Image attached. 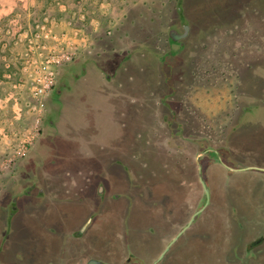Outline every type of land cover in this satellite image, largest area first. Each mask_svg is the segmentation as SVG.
<instances>
[{
	"label": "flooded vegetation",
	"instance_id": "af4514ba",
	"mask_svg": "<svg viewBox=\"0 0 264 264\" xmlns=\"http://www.w3.org/2000/svg\"><path fill=\"white\" fill-rule=\"evenodd\" d=\"M182 10L183 3L178 12ZM180 24L168 28L157 46L163 77L158 106L165 130L154 142H162L165 151L125 158L104 155L102 147L99 153L73 150L68 155L62 110L60 126L50 122L45 134L57 136L58 143L50 153L30 158L28 172L0 192V264H264V163L244 164L234 152L251 134L264 135V126L241 133L254 121L264 122V103L254 92L227 87V80L235 85L253 79L254 73L245 70L253 68V50L245 57L241 42L227 44L216 48L223 55L217 61L213 53L205 57V46L188 68L181 62L179 69L175 57L187 51L192 33L189 23ZM247 43L253 47V41ZM87 76L82 73L81 78ZM95 76L114 97L113 88L103 83L111 81L110 74ZM212 79L224 80L225 87H210ZM193 84L205 86L195 102L216 101L218 94L224 98V107L217 106L220 125L211 122L206 107L191 104ZM179 155L198 167L200 189L190 185L184 192L166 184L163 173L170 162L180 161ZM207 156L211 163L203 164ZM69 157L74 166L60 168L58 175L56 168ZM246 171L255 174L242 183L236 174ZM41 204L52 219L35 216ZM176 246H183L187 255L167 261Z\"/></svg>",
	"mask_w": 264,
	"mask_h": 264
},
{
	"label": "rangeland",
	"instance_id": "374dc122",
	"mask_svg": "<svg viewBox=\"0 0 264 264\" xmlns=\"http://www.w3.org/2000/svg\"><path fill=\"white\" fill-rule=\"evenodd\" d=\"M180 23H189L192 33L187 51L175 57L179 69L181 62L188 68L202 47L206 46L205 57L213 53L219 61L222 49L216 48L241 42L245 57L250 55L246 51L253 50V68L245 69L254 73L253 79L238 80L235 85L227 80V87L254 92L264 103V0H0V192L28 172L30 158L50 153L58 143L57 136L51 133L45 138V134L50 122L60 126L62 110L68 120L62 121L69 138L63 146L68 155L73 150L99 153L102 147L104 155L115 157L135 153L150 157L165 151L162 142L153 141L163 125L155 99L161 88L155 58L167 29L181 27ZM248 41H253V47H247ZM132 56L144 58L129 67ZM164 66L165 72L169 70ZM98 72L113 77L125 72L122 80L115 81L120 84L112 86V92L114 88L122 92L112 97L100 91ZM82 73L90 78L82 79ZM223 81L212 79L209 86L218 90L225 87ZM202 88L191 89V104L206 107L211 122L218 126L217 106L224 107V98L218 94L216 101L200 98L195 102ZM252 124L244 126L242 135L263 130L264 122ZM251 137L238 143L237 158L247 165L264 163L263 131ZM177 159L163 173L166 184L184 192L190 185L200 189L198 167L183 155ZM71 160H62L58 175ZM203 161L209 164L211 158ZM254 174L246 171L236 176L246 183ZM28 205L33 214L32 204ZM44 210L43 204L36 206L35 216L54 217ZM186 252L176 246L166 260L178 262Z\"/></svg>",
	"mask_w": 264,
	"mask_h": 264
},
{
	"label": "crops",
	"instance_id": "0c3cea01",
	"mask_svg": "<svg viewBox=\"0 0 264 264\" xmlns=\"http://www.w3.org/2000/svg\"><path fill=\"white\" fill-rule=\"evenodd\" d=\"M144 58V57H143ZM143 58H140L139 59V57L137 56H132L130 59H131V64L129 65V67L132 65V64H138ZM129 59V60H130ZM156 59V62H157V67H158V75H159V77H160V79H162L163 80V77H162V75L160 74V72H159V62H158V59L157 58H155ZM121 73V72H120ZM124 73L125 72H122L121 73V75H118V77H116V74H115V77H113L111 74H110V77H111V81H109L108 80V82H103V83H108V85L107 86H113V85H115V84H120V83H115V81L116 80H118V79H121L122 80V76L124 75ZM109 83H111L110 85H109ZM105 85H102L101 84V87L99 88V90L100 91H102V92H106V93H108L106 90H105ZM162 87L157 91V94H156V96H155V99H156V106H158V103H159V97H161L162 95H163V93L161 94V91H162ZM108 90V89H107ZM121 89H115V91H114V94H118V93H120V92H122V91H120ZM158 108H159V106H158ZM160 110H161V108H160ZM163 130H165V128H164V125H161V129H160V131L159 132H156V133H154V135H153V141H157V139H160L161 140V136H163V134L161 133V131H163ZM130 157H132V156H130ZM126 158V157H125Z\"/></svg>",
	"mask_w": 264,
	"mask_h": 264
},
{
	"label": "water",
	"instance_id": "95a60500",
	"mask_svg": "<svg viewBox=\"0 0 264 264\" xmlns=\"http://www.w3.org/2000/svg\"><path fill=\"white\" fill-rule=\"evenodd\" d=\"M200 169H201V167H200ZM200 176H201V178H202V172L200 171ZM203 183H204V181H203Z\"/></svg>",
	"mask_w": 264,
	"mask_h": 264
}]
</instances>
